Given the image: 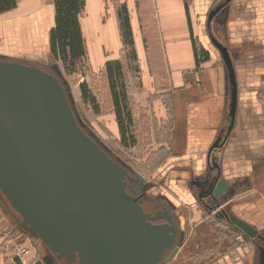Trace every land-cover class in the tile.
Masks as SVG:
<instances>
[{
  "label": "crops",
  "instance_id": "1",
  "mask_svg": "<svg viewBox=\"0 0 264 264\" xmlns=\"http://www.w3.org/2000/svg\"><path fill=\"white\" fill-rule=\"evenodd\" d=\"M118 1L129 20L141 86L137 90L139 104L144 106L150 95L168 98V139L158 150L167 151L169 160L167 169L152 183L156 195L169 203L179 228L176 249L165 264H257L258 242L247 239L218 216L219 210L199 205L196 182L217 173L209 169L215 163L221 179L230 186L220 208L257 230L255 223H262L264 228V200H256L254 195L248 198L250 191H255L257 174L261 170L264 174V0H232L209 25L210 11L224 0ZM87 7L91 14L88 43L79 17L85 56L90 51L95 64L101 57L104 64L121 63L119 51L123 46L117 10L107 13L101 25L95 15L105 13L104 1L87 0ZM53 18V2L47 6L44 0H17L15 9L0 15V56L18 57L17 48L30 55L31 62L47 66L53 60L49 49ZM32 29L42 43L34 41ZM211 39L227 49L234 70L236 108L229 133L230 86L221 55ZM194 48L207 52V60L198 67ZM130 85L127 95L132 102L135 93ZM144 107L149 117L167 116L158 101L151 108ZM218 139L221 147L209 155ZM241 192L248 193L247 199L236 203L229 200L231 193ZM191 205L194 208L190 209ZM237 236L244 237L242 244L234 242ZM27 242L25 235L13 232L7 237L0 229V264H15L16 254ZM36 262L22 258L23 264Z\"/></svg>",
  "mask_w": 264,
  "mask_h": 264
},
{
  "label": "water",
  "instance_id": "2",
  "mask_svg": "<svg viewBox=\"0 0 264 264\" xmlns=\"http://www.w3.org/2000/svg\"><path fill=\"white\" fill-rule=\"evenodd\" d=\"M232 0L213 8L214 17ZM221 55L230 86V132L236 83L227 49L211 39ZM29 63L0 56V196L29 239H36L58 264H165L174 253L179 228L162 207L146 213L136 193L145 182L113 160L80 126L58 76ZM227 136L224 137L223 141ZM218 139L210 148H220ZM209 161V157H208ZM196 182L198 202L256 243L264 264V235L220 208L230 186L213 163ZM143 195H145L143 193ZM210 199L214 206L206 204ZM15 264H23L16 256ZM36 262L35 264H39Z\"/></svg>",
  "mask_w": 264,
  "mask_h": 264
},
{
  "label": "rangeland",
  "instance_id": "3",
  "mask_svg": "<svg viewBox=\"0 0 264 264\" xmlns=\"http://www.w3.org/2000/svg\"><path fill=\"white\" fill-rule=\"evenodd\" d=\"M85 1V9L81 14L80 23L85 41L88 43L87 32L89 30L88 23L91 18V14L89 13L87 7V0ZM103 1L106 6V11L105 13H103V11L100 13L96 12L97 14L95 17L99 23L102 22L105 24L107 13L113 11L116 12L117 8H119V1ZM44 2L45 5L48 6L52 4L53 1L44 0ZM37 34L38 33L35 31V35ZM34 41L39 44L42 43L39 36H35ZM16 50L20 53L18 54V57L10 55H6V57L9 60H22L20 62L24 61L28 63L27 60L31 59L29 58L31 56L20 52L17 48ZM23 54L28 57H24ZM105 55L106 54H104V56ZM93 57L94 56L90 53V51H87V55L77 62L72 70L68 68L66 69L61 62L55 59L49 61V64H45H47L46 67H48L53 74L58 76L60 82L63 84L76 119L83 130L94 139V141L107 153L108 156L123 166L132 176L136 177L137 175L147 183L144 188V191L147 192V199L153 201L152 203L154 204L158 202L160 205L169 209L167 201L165 202L159 197V195H156L157 191H153L154 189L152 188V183L155 182V180L157 181L159 179L158 177L161 176L159 173L163 169H167V161L169 160V154L167 151H161L162 149L158 150L161 144H167L168 139V131L170 128V119L167 112L168 98L161 95H150L147 97V101L144 103V106H149L151 108L153 103H157L158 101L164 107L165 112H167L166 118L163 119H158L154 116H147L146 112L148 108L139 104L138 100L139 97L137 90L140 91L141 86L137 79L138 72L136 65L131 61L128 51L121 47L119 51V60H121L123 72L126 77V91L128 83H130V86L133 85L134 87L131 89L129 86L130 91L135 93L132 98V102L129 100L131 98H129L128 95L126 96L127 108L129 109L132 118V124L128 130L130 135L132 134L134 138V145L131 146L129 139L126 137L124 141L127 145L126 147L123 145V142L121 143V138L119 136L118 124L104 70V57H101L100 62H97L96 64L92 61ZM81 84L86 85V92L94 99V102H92L91 99L83 101L80 91ZM124 122L126 124V121ZM158 151L161 152L158 153ZM252 195H254L253 198L256 200H264V174L262 170L256 176L255 191H250V196L247 192H241L240 194L231 193L229 200L232 203H236L237 201L241 202L239 199H247L248 196L251 200ZM191 206L190 209H192ZM18 223V219L11 215V212L5 206L0 196V229L5 230L7 237H12L13 232L25 235ZM255 225L258 227V231L264 235L262 223H255ZM27 240L29 242H27L28 245L20 247V249H28L30 252L23 258L26 259L30 257L33 261L36 260L42 264H51L52 258L40 242L36 239H29L28 237ZM234 242L238 243L236 239H234ZM162 263L163 262L160 264Z\"/></svg>",
  "mask_w": 264,
  "mask_h": 264
},
{
  "label": "trees",
  "instance_id": "4",
  "mask_svg": "<svg viewBox=\"0 0 264 264\" xmlns=\"http://www.w3.org/2000/svg\"><path fill=\"white\" fill-rule=\"evenodd\" d=\"M16 3L17 0H0V15L15 9ZM53 6V26L49 31L50 53L53 59L61 62L66 69L72 70L76 63L85 56L84 41L79 23V17L85 8V0H53ZM117 20L123 49L128 51L131 61L135 63V51L125 7L121 6L117 9ZM194 55L197 67L207 60V52L202 49L197 50L194 48ZM104 70L121 143H124L127 137L132 146L134 145V138L128 130L132 118L127 108L126 77L122 64L119 61L107 62L104 64ZM80 91L83 101L91 99L94 102V99L86 92L85 84L80 85ZM124 121H126V124ZM123 145L127 147L125 143ZM75 262L74 256L67 258L68 264H74Z\"/></svg>",
  "mask_w": 264,
  "mask_h": 264
},
{
  "label": "flooded vegetation",
  "instance_id": "5",
  "mask_svg": "<svg viewBox=\"0 0 264 264\" xmlns=\"http://www.w3.org/2000/svg\"><path fill=\"white\" fill-rule=\"evenodd\" d=\"M20 61H22V60H20ZM20 61H18V62H20ZM27 61H28L29 64H33L35 66L46 67L44 64H41V63H38V62H31L29 60H27ZM22 63H26V62L23 61ZM47 70L50 71L49 68H47ZM146 185H147V183L145 182L144 186H142L136 193L132 192L134 189H136V185H131L128 188L127 191L130 192L132 194V196H135L136 198H138V203L142 206L143 210L146 213L154 214L156 211L161 210L163 206L160 205L158 202H156L154 204V203H152L153 201H151L150 199H147V192L144 191V188L146 187ZM199 186H200V182H199ZM199 188L205 190V188H203L201 186ZM198 192H199V189H198ZM143 193L145 195H143ZM160 198L166 202V200L163 197H160ZM148 202H150V203H148ZM205 202H206V204H208L211 207L214 206V203L209 198L206 199ZM178 239H179V235H178V238H177V242H178ZM59 264H68L67 263V258L65 260L61 261Z\"/></svg>",
  "mask_w": 264,
  "mask_h": 264
},
{
  "label": "built area",
  "instance_id": "6",
  "mask_svg": "<svg viewBox=\"0 0 264 264\" xmlns=\"http://www.w3.org/2000/svg\"><path fill=\"white\" fill-rule=\"evenodd\" d=\"M194 206H191V208H193ZM218 210V209H217ZM236 241L240 244H242L244 242V237L243 236H237L236 237ZM29 250L28 249H20L18 251V253L16 254L22 261V258L25 257L26 255L29 254Z\"/></svg>",
  "mask_w": 264,
  "mask_h": 264
},
{
  "label": "bare ground",
  "instance_id": "7",
  "mask_svg": "<svg viewBox=\"0 0 264 264\" xmlns=\"http://www.w3.org/2000/svg\"><path fill=\"white\" fill-rule=\"evenodd\" d=\"M37 7V6H36ZM33 32L35 33L34 29H33ZM37 36V35H36ZM35 37V36H34ZM29 42V41H28ZM31 42V41H30ZM59 264V263H58Z\"/></svg>",
  "mask_w": 264,
  "mask_h": 264
}]
</instances>
